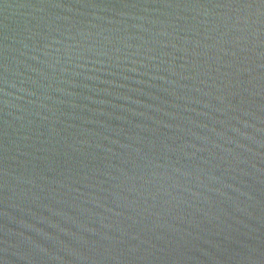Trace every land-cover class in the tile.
Here are the masks:
<instances>
[{"label":"water","instance_id":"water-1","mask_svg":"<svg viewBox=\"0 0 264 264\" xmlns=\"http://www.w3.org/2000/svg\"><path fill=\"white\" fill-rule=\"evenodd\" d=\"M0 264H264V0H0Z\"/></svg>","mask_w":264,"mask_h":264}]
</instances>
